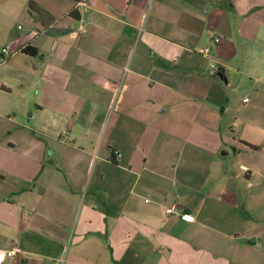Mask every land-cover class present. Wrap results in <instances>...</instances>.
Here are the masks:
<instances>
[{
  "label": "crops",
  "instance_id": "1",
  "mask_svg": "<svg viewBox=\"0 0 264 264\" xmlns=\"http://www.w3.org/2000/svg\"><path fill=\"white\" fill-rule=\"evenodd\" d=\"M30 1L0 0V264H264V0Z\"/></svg>",
  "mask_w": 264,
  "mask_h": 264
},
{
  "label": "rangeland",
  "instance_id": "2",
  "mask_svg": "<svg viewBox=\"0 0 264 264\" xmlns=\"http://www.w3.org/2000/svg\"><path fill=\"white\" fill-rule=\"evenodd\" d=\"M12 87H13V91L12 93L7 94L8 98L16 101V103L18 102L17 108L18 110L16 111L17 113H15L14 115H12L16 122H27L30 121V113L32 112V107H28L27 109L23 106V102L22 99L28 98V101L31 102L32 104V99L35 98L36 96V92H37V88L35 85H33V83H26L25 85H22L20 83L13 82L12 83ZM4 95V94H3ZM6 96V95H5ZM34 100V99H33ZM22 102L19 104V102ZM6 110L1 108L0 106V122H6L7 120V116L6 115ZM35 118L31 119L30 123L34 124Z\"/></svg>",
  "mask_w": 264,
  "mask_h": 264
},
{
  "label": "built area",
  "instance_id": "3",
  "mask_svg": "<svg viewBox=\"0 0 264 264\" xmlns=\"http://www.w3.org/2000/svg\"><path fill=\"white\" fill-rule=\"evenodd\" d=\"M215 42H219L220 38L219 37H215ZM210 51V49L208 47H206L204 49V54H208ZM212 66L214 68L217 69V67L212 64ZM244 101H248V98L244 99ZM175 205H171L170 207L167 208V213H173L175 211ZM182 218H184L185 220H192V216L190 214L184 213L182 214ZM21 252V249L18 245L13 246L10 249H5V250H0V261H7L8 259H14L18 256V254Z\"/></svg>",
  "mask_w": 264,
  "mask_h": 264
},
{
  "label": "trees",
  "instance_id": "4",
  "mask_svg": "<svg viewBox=\"0 0 264 264\" xmlns=\"http://www.w3.org/2000/svg\"><path fill=\"white\" fill-rule=\"evenodd\" d=\"M29 10H30V12L31 13H33V12H36L37 14H39L41 11H43V9L40 7V6H38L34 1H30L29 2ZM22 51L24 52V53H30L31 54V50H30V48L29 47H25L24 49H22ZM248 146H250L251 148H254V149H258L259 147H257V146H255V145H252V144H248V143H246Z\"/></svg>",
  "mask_w": 264,
  "mask_h": 264
},
{
  "label": "water",
  "instance_id": "5",
  "mask_svg": "<svg viewBox=\"0 0 264 264\" xmlns=\"http://www.w3.org/2000/svg\"><path fill=\"white\" fill-rule=\"evenodd\" d=\"M217 75L223 79L224 81H227V78L225 76V69L223 67H220L217 71Z\"/></svg>",
  "mask_w": 264,
  "mask_h": 264
}]
</instances>
